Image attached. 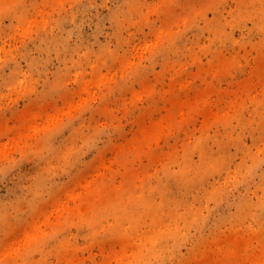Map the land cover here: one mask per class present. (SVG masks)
Returning <instances> with one entry per match:
<instances>
[{"label": "rangeland", "instance_id": "374dc122", "mask_svg": "<svg viewBox=\"0 0 264 264\" xmlns=\"http://www.w3.org/2000/svg\"><path fill=\"white\" fill-rule=\"evenodd\" d=\"M0 264H264V0H0Z\"/></svg>", "mask_w": 264, "mask_h": 264}]
</instances>
